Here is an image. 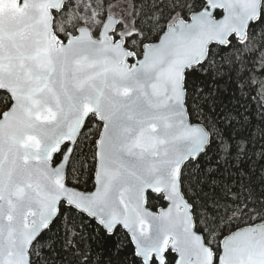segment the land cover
<instances>
[{"label": "snow or ice", "instance_id": "1", "mask_svg": "<svg viewBox=\"0 0 264 264\" xmlns=\"http://www.w3.org/2000/svg\"><path fill=\"white\" fill-rule=\"evenodd\" d=\"M228 3L231 23L191 42L229 21L223 0H131L119 16L116 0H15L0 13V80L19 85L33 124L14 166L34 169L6 202L0 136V264H144L111 213L130 172L153 219L175 221L168 264H264V0ZM16 103L0 87V129Z\"/></svg>", "mask_w": 264, "mask_h": 264}, {"label": "water", "instance_id": "2", "mask_svg": "<svg viewBox=\"0 0 264 264\" xmlns=\"http://www.w3.org/2000/svg\"><path fill=\"white\" fill-rule=\"evenodd\" d=\"M226 6L229 7V21L225 24H214L211 22L203 23L200 27L189 34V41H199L201 37L204 39H215L220 30L227 27L232 20L233 12L228 0H223ZM216 6V0H213ZM15 0L9 5L7 0L0 4V13H8L15 9ZM50 16V10L45 6L42 13V18L47 19ZM180 19V18H179ZM215 19V18H214ZM88 27V26H85ZM49 27V31H50ZM87 39H91V35L85 33ZM197 54L202 52V47L197 43L194 46ZM193 49H190L192 51ZM0 87L9 88L12 97L16 99L17 103L13 106L10 112H7L6 119L3 122V128L0 129V136L3 138L5 159L10 161L5 165V180L3 196L6 202H11L10 198L20 199L23 197L25 188L23 182L26 180L30 171H34L29 164L28 167H15V159L18 155L17 140L25 136L27 131L33 127L32 122L21 115V96L19 85H17L8 76L0 80ZM24 99H31V96ZM33 104H39L42 101L32 100ZM8 110V109H7ZM6 110V111H7ZM90 108L85 105L82 116H87ZM84 120L81 117L78 122H71L69 131L78 130L79 125H83ZM70 138V137H65ZM20 152H23L21 149ZM143 179L135 172H130L123 180L117 179L112 190V206L111 213L113 222H123L130 227L134 238L141 244V255L144 258V264H152V257L156 255L158 264H166L167 257L165 255L169 246L168 236L175 223L174 220H169L163 214H160L156 219L144 209V203L148 199L143 190ZM155 187V184L149 185ZM159 190V189H158ZM123 199H119V197ZM52 197H49L51 199ZM15 207V203H13ZM151 208V207H150ZM151 220L148 224L146 221ZM148 244H144V241Z\"/></svg>", "mask_w": 264, "mask_h": 264}, {"label": "rangeland", "instance_id": "3", "mask_svg": "<svg viewBox=\"0 0 264 264\" xmlns=\"http://www.w3.org/2000/svg\"><path fill=\"white\" fill-rule=\"evenodd\" d=\"M123 3H118L116 5H114L110 11L116 15L119 16V10H120V5ZM89 6V5H88ZM90 7V6H89ZM81 18L84 19L87 23L85 26H92L93 28L95 27L96 22L94 21L93 17L91 15H89L87 12H85L84 14L81 15Z\"/></svg>", "mask_w": 264, "mask_h": 264}, {"label": "trees", "instance_id": "4", "mask_svg": "<svg viewBox=\"0 0 264 264\" xmlns=\"http://www.w3.org/2000/svg\"><path fill=\"white\" fill-rule=\"evenodd\" d=\"M90 2H91V0H89V6H90ZM130 2H131V0H116V4H118V3H130ZM98 11H102V9H98ZM178 18L179 17H177V19ZM8 108H9V105L8 104L0 105V111H6ZM149 207H151V208L154 209L155 208V203L150 204ZM166 264H168V258H167Z\"/></svg>", "mask_w": 264, "mask_h": 264}]
</instances>
